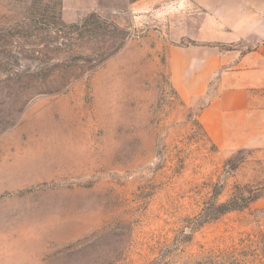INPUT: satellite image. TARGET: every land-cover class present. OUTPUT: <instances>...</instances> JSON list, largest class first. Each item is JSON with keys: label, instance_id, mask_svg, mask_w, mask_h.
Segmentation results:
<instances>
[{"label": "rangeland", "instance_id": "rangeland-1", "mask_svg": "<svg viewBox=\"0 0 264 264\" xmlns=\"http://www.w3.org/2000/svg\"><path fill=\"white\" fill-rule=\"evenodd\" d=\"M13 5L0 0V264H264V129L240 147L204 128L234 66L211 59L248 41L203 34L187 0ZM240 195L245 209L204 224Z\"/></svg>", "mask_w": 264, "mask_h": 264}, {"label": "crops", "instance_id": "crops-1", "mask_svg": "<svg viewBox=\"0 0 264 264\" xmlns=\"http://www.w3.org/2000/svg\"><path fill=\"white\" fill-rule=\"evenodd\" d=\"M187 1L199 14L203 34L206 29L215 33L217 41L247 40L250 45L247 52L236 51V56L211 59L212 72L231 60L234 66L222 73L218 99L204 112V128L216 144L245 147L264 129V0ZM252 127L261 131H251Z\"/></svg>", "mask_w": 264, "mask_h": 264}, {"label": "trees", "instance_id": "trees-1", "mask_svg": "<svg viewBox=\"0 0 264 264\" xmlns=\"http://www.w3.org/2000/svg\"><path fill=\"white\" fill-rule=\"evenodd\" d=\"M4 2V0H1ZM15 5L12 6L14 11H21L27 14H42L48 13L49 11L59 13L61 15L62 0H12ZM203 127V126H202ZM247 198L240 195L239 198L232 199L228 203L219 205L218 207L204 210V224L211 220L217 219L231 211H239L245 209L248 206Z\"/></svg>", "mask_w": 264, "mask_h": 264}]
</instances>
